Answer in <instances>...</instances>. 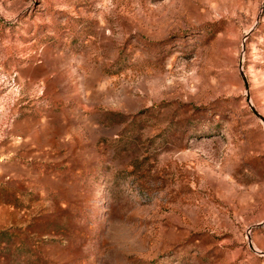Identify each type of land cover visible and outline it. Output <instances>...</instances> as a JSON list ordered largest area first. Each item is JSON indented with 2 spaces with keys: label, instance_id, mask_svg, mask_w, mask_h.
<instances>
[{
  "label": "rangeland",
  "instance_id": "374dc122",
  "mask_svg": "<svg viewBox=\"0 0 264 264\" xmlns=\"http://www.w3.org/2000/svg\"><path fill=\"white\" fill-rule=\"evenodd\" d=\"M247 93L264 0H0V264H264Z\"/></svg>",
  "mask_w": 264,
  "mask_h": 264
},
{
  "label": "water",
  "instance_id": "95a60500",
  "mask_svg": "<svg viewBox=\"0 0 264 264\" xmlns=\"http://www.w3.org/2000/svg\"><path fill=\"white\" fill-rule=\"evenodd\" d=\"M242 77L244 79V83H245V88H247L248 86V83H247V80H246V77L244 75V73L242 72ZM247 100L250 104V107L251 109L254 111V113L264 122V116L256 109V107L250 102V97H249V94L247 93ZM252 245V244H251ZM253 246V245H252Z\"/></svg>",
  "mask_w": 264,
  "mask_h": 264
}]
</instances>
